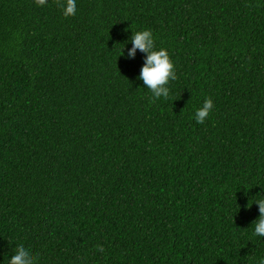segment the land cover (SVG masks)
Here are the masks:
<instances>
[{
	"label": "trees",
	"instance_id": "1",
	"mask_svg": "<svg viewBox=\"0 0 264 264\" xmlns=\"http://www.w3.org/2000/svg\"><path fill=\"white\" fill-rule=\"evenodd\" d=\"M62 3L0 0V264H260L264 0ZM142 29L166 99L126 59Z\"/></svg>",
	"mask_w": 264,
	"mask_h": 264
},
{
	"label": "clouds",
	"instance_id": "2",
	"mask_svg": "<svg viewBox=\"0 0 264 264\" xmlns=\"http://www.w3.org/2000/svg\"><path fill=\"white\" fill-rule=\"evenodd\" d=\"M36 3L43 6L46 0H36ZM61 7L65 17L75 16L78 11V0H63ZM130 43L132 46L127 50L126 59L134 58L137 50L145 54L137 79L142 81L146 89L151 92L153 99L168 98L169 82L177 78L175 64L168 50L163 47L157 48L150 29L132 33ZM213 108L212 99H205L202 106L194 113L195 122L203 124L209 118ZM259 196L261 199L253 201L258 205L259 215L251 225H253V235L264 238V195ZM99 251L103 252V248H99ZM37 261L38 257L33 249L21 243L15 246L13 254L8 259V264H37ZM260 264H264V259L260 261Z\"/></svg>",
	"mask_w": 264,
	"mask_h": 264
}]
</instances>
